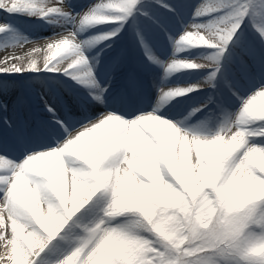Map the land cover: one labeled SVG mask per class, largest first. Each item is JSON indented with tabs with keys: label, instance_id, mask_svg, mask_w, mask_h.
Masks as SVG:
<instances>
[{
	"label": "snow or ice",
	"instance_id": "snow-or-ice-1",
	"mask_svg": "<svg viewBox=\"0 0 264 264\" xmlns=\"http://www.w3.org/2000/svg\"><path fill=\"white\" fill-rule=\"evenodd\" d=\"M146 3L172 8L164 0ZM142 7L140 0H98L83 13L73 15L67 0H0V9L10 13L42 19L63 16L71 18L75 26L49 39L43 48L31 49L32 53L44 52L42 64L30 53L27 60L10 55L0 61V74L60 73L98 90L93 98L103 102L106 88L97 82L85 46L118 35ZM257 7L264 14V0L259 5L254 0H201L194 18L215 12L220 15L207 23L187 25L173 41L174 52L187 45L219 49L218 53L205 61L181 60L174 54L163 67L166 74L208 67L212 76L206 85L159 89L158 106L173 96L211 86L221 70V55L242 30L249 9ZM103 23L120 26L92 41L79 39L78 32L85 26ZM5 27L0 26V31ZM253 28L264 45V22L254 21ZM237 98L242 107L215 138L227 145L231 144L230 132L239 129L243 136L224 155L219 147H204L211 138L181 131L184 139L171 147L169 128L158 123V119L170 120L154 114L155 109L130 121L104 112L80 128H65L67 137L56 148L28 151L21 162L12 160L0 138V242L4 248L0 264H39L50 242L101 191L110 197L103 214L83 226L74 250L58 264H264V197L257 195L264 191V165L257 159L264 157V140L255 139L264 137V84L247 98ZM5 107L0 104V110ZM45 107L55 118L54 108L47 102ZM4 123L13 128L11 122ZM181 144L187 145L183 154ZM190 146L195 147L194 162L189 160ZM241 181L258 187L245 204L240 223L219 231L213 218L212 225L204 228L200 219L204 205L212 201L211 206H215L218 193ZM159 184L169 192L163 200L157 196ZM128 197L137 203L113 209ZM121 216L127 217L126 222L115 220Z\"/></svg>",
	"mask_w": 264,
	"mask_h": 264
},
{
	"label": "bare ground",
	"instance_id": "bare-ground-1",
	"mask_svg": "<svg viewBox=\"0 0 264 264\" xmlns=\"http://www.w3.org/2000/svg\"><path fill=\"white\" fill-rule=\"evenodd\" d=\"M179 4L178 14L174 11L165 14L168 27L163 26L158 30V39L150 40L142 30L128 36V28H126L125 30L121 29L118 35L111 39L103 41L100 47L101 54L114 58L108 67L99 66L98 57L93 53H88L90 58L88 60L94 68L97 82L102 88H106L102 95L103 102L93 98V93L98 90L85 87L60 73L0 74V82L4 83L0 84L2 86L0 96L4 98L0 104L6 106L0 110V138L3 139L4 147L12 160L21 162L28 151L56 148L67 137L65 128L69 131L80 128L82 124L89 120H96L104 112H111L130 121L140 114L153 113L155 109L154 114L161 115L162 118L175 122L182 128L194 129L187 123L194 120L199 111L193 112L195 107L192 103L187 104L183 112L179 111L184 106L180 100L186 101L192 92L172 98L158 106L159 89H171V85L174 84L180 88V83L183 81L176 71L166 74L163 64L169 62L174 54L177 59L188 61L190 58L188 54L192 47L185 45L179 53H175L173 41L190 24L188 19L194 13L197 1L180 0ZM150 7H153L155 11L161 9L160 6L150 5ZM144 24L147 25L145 19ZM55 32L41 29L37 33L29 35L33 36L31 39H35L50 36ZM140 35L143 37L139 38ZM46 43L44 42L41 48ZM153 46L159 47L155 54L151 52ZM29 53L31 58L43 63L44 52L32 53L27 49L21 52L20 57L29 58ZM262 76L264 77V74ZM251 80L250 85L246 89H242V81L235 79L232 82L233 86H226L220 90V93L225 100L237 103L241 99L237 98L239 95H236V89L241 91L239 97L243 98L260 83ZM52 84L61 89L60 93L58 92L59 97L53 91H48L47 86ZM124 88L128 92V97L123 100L127 110L120 105L117 97ZM46 102L54 108L55 118H53V113L45 107ZM14 115H21L24 118L26 122L24 135L16 134L13 128L10 129L4 123L5 120L12 123ZM99 194L103 195L99 202L101 207V203L107 197L102 191L97 192L66 226L74 224V219L87 220L90 218L89 214L86 218L84 215L96 209L94 204L98 200Z\"/></svg>",
	"mask_w": 264,
	"mask_h": 264
},
{
	"label": "rangeland",
	"instance_id": "rangeland-1",
	"mask_svg": "<svg viewBox=\"0 0 264 264\" xmlns=\"http://www.w3.org/2000/svg\"><path fill=\"white\" fill-rule=\"evenodd\" d=\"M69 3L76 4V9L70 8L73 15L83 13L85 10L89 9L90 6L94 5L98 2V0H79L80 3H76L77 0H67ZM197 5L201 3V0H196ZM144 7L140 8L136 14L128 19L123 26L122 30L128 28V36L133 33H138L139 30L143 31V34L146 33V37L150 40L158 39L159 31L161 27L167 26L166 23V13L174 11L178 14V6H180V0H164L165 3L172 6V8H164L161 7L160 11H155L153 7H150V4L146 3V0H140ZM254 3L259 5L260 0H254ZM75 6V5H74ZM146 12L147 15H142V13ZM220 15L219 12L210 13L208 15L199 17L198 19L192 18L193 14L189 17V23H207L208 21L217 18ZM37 18H31L27 21L21 20L19 17L8 16L4 18H0V26H7L4 28V32L0 35V61H3L5 57L10 55L20 56L21 52L24 50L31 49L33 47H40L44 42H47L49 39L55 38L57 35H62L67 31H71L74 29V24L71 18L63 17V16H55L51 19L54 22H49V19H42L38 16L34 15ZM140 19L143 21H140ZM144 19L147 20V25L144 24ZM264 22V14H262L259 8L249 9V16L244 21V25L242 26V30L238 31L233 41H230L227 46V50L221 55L219 63L221 64V70L216 74L215 78L211 80V86H204L198 88L196 91L191 93V96L186 100H180V102L184 103V109L187 104L192 103L195 109H202V113L208 114L209 111H212V124H199L198 116L190 121L188 126L194 127V129H186L180 127L175 122H172L177 128L180 129L181 133H189L190 135L197 136L200 138H213L220 129L231 119L234 118L235 114L242 107L241 100L237 103H234L230 100H225L220 94L219 90H222L219 86H222V80H225V84L228 86H233L232 82L235 79L241 80L242 83L247 86L250 84L252 78L256 82H260L257 84L255 88L249 91L243 98H247L249 94L254 91H258L261 84H264V45L260 43L258 34L253 28V22ZM118 23H103L99 25L85 26L83 30L78 32L79 39L81 41H92L93 38L105 34L113 32L116 27H119ZM41 29H46L49 31H56L50 36L43 38H35L31 39V35L35 34ZM148 32V33H147ZM127 34V33H126ZM143 37V35L138 36ZM25 41L33 42L28 45H25L23 48H15L12 47L23 45ZM102 42L99 43H89L85 46V55L88 59V53H93L98 57L99 66L105 67L109 66L114 58L107 57L101 54L100 47ZM191 50L188 56L190 57L188 61H205L208 57L216 55L219 49L208 48L207 46H191ZM158 46L151 47V52L155 54L157 52ZM7 49V50H4ZM192 52V53H191ZM28 58H25L27 60ZM90 63V62H89ZM91 64V63H90ZM212 69L205 67L199 69H184L176 71L178 76L183 78V81L180 83V88L192 86V85H206L208 84L209 78L212 76ZM40 73V72H39ZM252 81V80H251ZM3 85V82H0ZM47 84V83H45ZM47 86V85H46ZM48 91H53L57 97H59L58 92L60 93L61 89L55 87L53 84L51 86H47ZM177 88V86L171 85V89ZM1 89V87H0ZM9 90L8 87H6ZM219 89V90H218ZM236 95L240 96L241 91L239 89L235 90ZM218 96H221L222 100H224L225 105L229 108L227 114L222 113L221 111L217 114L214 111V107H210L209 102H214ZM220 98V97H219ZM4 98L0 96V103ZM209 107L211 109H209ZM190 112V110H187ZM13 113V112H12ZM19 116L16 115L13 118L15 121H19L21 125H23L22 121L19 120ZM259 123V122H258ZM193 125V126H192ZM24 128V126H23ZM26 132V128H24ZM257 140H264V137L256 136ZM195 151L194 146H190L188 156L189 160L194 162L193 153ZM31 187V185H29ZM106 199L101 203L103 195L99 194L94 204L96 207L95 210L87 212L84 215V218L87 215H90V218L87 220L82 219H74V224L70 226H65L64 229L55 237L49 244V246L45 249L44 253L41 254L39 258V264H58L60 261H64L67 255L71 254L74 250L78 240L83 235L82 228L85 225H89L93 223L99 216L103 214V209L107 207V202L110 197L106 194ZM93 206V207H94ZM99 206V208H98ZM41 208L44 206L41 205ZM98 208V209H97ZM127 217L121 216L115 218V220L119 223L126 222ZM4 251L3 243L0 242V253Z\"/></svg>",
	"mask_w": 264,
	"mask_h": 264
},
{
	"label": "clouds",
	"instance_id": "clouds-1",
	"mask_svg": "<svg viewBox=\"0 0 264 264\" xmlns=\"http://www.w3.org/2000/svg\"><path fill=\"white\" fill-rule=\"evenodd\" d=\"M173 98H175V96H173ZM158 123L169 128L170 136L168 142L171 147H175L176 142L184 139V137L180 135V130L172 122L158 119ZM216 135H218V133ZM215 136L211 138V143L205 144L204 147H219L220 154L224 155L239 142V138H242L243 133L239 129L235 132H230L231 144L227 145L222 139H216ZM185 147H187V145L181 144V154H183ZM257 159L262 165H264V157H258ZM97 179L99 180L102 178L97 177ZM257 187L258 186L254 183L241 181L234 188H225L223 192L218 193V199L215 202V206H211L213 204L212 201H208L207 204L204 205L200 217L202 226L208 228L212 225L213 218H215L216 221L215 228L219 231H228L235 225L239 224L241 221V212L248 200L252 198L254 189ZM168 195L169 192L167 187L163 184H159L157 186V196L163 200ZM257 195L264 197V191H259ZM136 203L137 202L134 199L128 197L121 200L119 204H114L113 209L115 210L118 207H123L124 204L133 206Z\"/></svg>",
	"mask_w": 264,
	"mask_h": 264
},
{
	"label": "trees",
	"instance_id": "trees-1",
	"mask_svg": "<svg viewBox=\"0 0 264 264\" xmlns=\"http://www.w3.org/2000/svg\"><path fill=\"white\" fill-rule=\"evenodd\" d=\"M68 6H72L71 4H68ZM29 14H26V13H10L8 12L7 10H4V9H0V18H4V17H8V16H28ZM4 32L3 31H0V35Z\"/></svg>",
	"mask_w": 264,
	"mask_h": 264
}]
</instances>
